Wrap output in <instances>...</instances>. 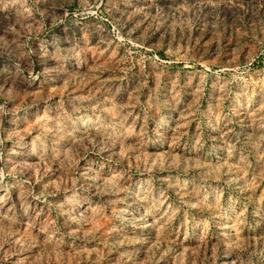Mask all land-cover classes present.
<instances>
[{"label":"rangeland","instance_id":"1","mask_svg":"<svg viewBox=\"0 0 264 264\" xmlns=\"http://www.w3.org/2000/svg\"><path fill=\"white\" fill-rule=\"evenodd\" d=\"M0 264H264V0H0Z\"/></svg>","mask_w":264,"mask_h":264}]
</instances>
